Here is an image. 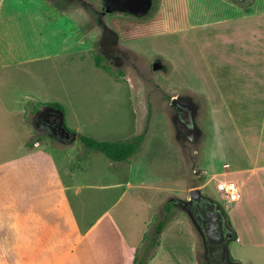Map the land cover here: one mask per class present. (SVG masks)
Instances as JSON below:
<instances>
[{
  "label": "crops",
  "instance_id": "crops-1",
  "mask_svg": "<svg viewBox=\"0 0 264 264\" xmlns=\"http://www.w3.org/2000/svg\"><path fill=\"white\" fill-rule=\"evenodd\" d=\"M39 1L24 12H8L0 4V264H133L165 216L156 217L168 201L165 193L181 191L160 179L149 185L144 179L159 174L140 166L139 152L123 161L106 157L100 171L91 168L96 151L84 148L86 164L75 167L69 160L62 172L52 152L39 147L38 127L34 121L30 125L28 114L46 108L38 102H57L38 93L43 83L39 63L83 57L97 35L102 54L113 62L141 57L131 46L134 41L162 37L166 42L176 36L175 41L187 38L194 44L215 100L204 89H192L206 97L213 126L221 124L231 143L221 162L217 148L210 149L202 171L216 179L215 188L218 181H234L240 192L237 201L220 203L237 234L228 243L237 246V254L230 256L239 264H264V0L247 5L160 0L142 27L111 26L107 17L124 16L119 12L100 11L95 20L85 6L88 0H66L51 12ZM67 24L72 27L65 32ZM216 103L222 121L214 115ZM145 110L131 108L127 127L98 139L133 141L141 134ZM180 198L171 193L169 200L174 205ZM174 221L159 233L160 244L146 264L160 255L165 264H186Z\"/></svg>",
  "mask_w": 264,
  "mask_h": 264
},
{
  "label": "rangeland",
  "instance_id": "rangeland-1",
  "mask_svg": "<svg viewBox=\"0 0 264 264\" xmlns=\"http://www.w3.org/2000/svg\"><path fill=\"white\" fill-rule=\"evenodd\" d=\"M32 1L1 0L0 4L8 12H24L31 8ZM63 1L66 0L39 2L44 9L51 12L58 7V4L64 3ZM94 1L88 0L89 3L85 6L93 19L97 20L100 11H105L101 0L96 5L93 4ZM108 3L112 7L143 15L142 17L125 16V14L124 16L109 15L107 20L111 26L122 23L126 27H142L149 18L148 8L145 9L146 3L144 7L139 8L115 4L110 0ZM71 27L67 24L65 32L70 31ZM98 36L100 35L94 39L96 43L83 57L58 56L47 63L40 62L39 74L43 78V83L39 85L38 93L42 99L47 96L62 105L63 118L71 129L96 139L103 136L112 138L110 133L116 128L127 127V124L133 121L130 117L131 108L140 106L147 109L140 113V120H142L141 133L148 134V138L144 149L140 152L141 147L138 151L140 154L136 152L139 154L137 159L144 170L149 172L153 170L151 173H158L159 178L150 177L144 180L149 185H155L160 179L163 180L162 184L168 187L176 185L181 188L180 192L167 190L165 193L166 200H169L171 193L178 194L182 200L172 206L173 216L169 221L175 220L172 226L178 224L174 232L183 238L181 244L185 254L183 260L186 264H208L204 256L202 236L185 209L183 200L189 199L188 189L199 188L202 194H212L210 197H215V201L219 204L226 203L221 193L213 186L216 179L215 181L210 179L211 174L202 171V163L214 146L218 153L216 158L221 162L228 157V146L231 143L230 137L222 134L221 124L213 126L206 97L192 89H204L215 100L214 87L204 74L203 64L196 48L187 38L183 41H175L176 36H173L172 40L166 39L167 43L162 37L134 41L131 43L132 48L140 51L142 56L124 58L119 62H113L109 57L104 63L110 64L111 70H105L94 63V54H102ZM157 52L164 54V57L158 56ZM164 59L171 61V65ZM187 97L198 108L194 117L197 131L194 133L182 129L177 124V111L171 104L172 98L182 100ZM215 106L217 112L214 115L217 120L222 121L219 104L216 103ZM43 107L40 106V109ZM34 117L35 113L28 114L30 125ZM38 125L43 124H35L36 127ZM103 133L106 134L102 135ZM38 134L41 137L39 147H47L52 152L62 172L69 160L75 167L86 164L82 157L84 146L78 138L70 142L68 139L57 138L42 128H38ZM222 138L224 146L220 152L219 145ZM92 159V169L105 170L108 159L102 153L95 152ZM157 209L159 213L156 217L162 218L165 211L162 206ZM227 248L232 256L237 254L238 248L234 244ZM165 263V256L161 255L155 256L149 262V264Z\"/></svg>",
  "mask_w": 264,
  "mask_h": 264
},
{
  "label": "flooded vegetation",
  "instance_id": "flooded-vegetation-1",
  "mask_svg": "<svg viewBox=\"0 0 264 264\" xmlns=\"http://www.w3.org/2000/svg\"><path fill=\"white\" fill-rule=\"evenodd\" d=\"M147 0H110L115 4H122L130 8L144 7ZM149 8V1L146 3ZM177 111V124L188 130L190 133L196 132L195 115L197 107L191 103L190 98L180 100L179 104L174 105ZM60 114L51 108L40 110L33 119L37 126L50 132L57 138L70 140L71 133L60 122ZM183 204L190 215L195 227L200 232L204 244V256L208 264H227L225 261V241L230 235V228L226 224V219L220 206L214 198L206 194L196 195L193 198L184 199ZM215 229L214 232L211 229ZM217 233H223L225 241H219ZM228 242V241H227Z\"/></svg>",
  "mask_w": 264,
  "mask_h": 264
},
{
  "label": "trees",
  "instance_id": "trees-1",
  "mask_svg": "<svg viewBox=\"0 0 264 264\" xmlns=\"http://www.w3.org/2000/svg\"><path fill=\"white\" fill-rule=\"evenodd\" d=\"M149 1V8H148V14L147 16L150 17L153 15V13L156 12L159 1L160 0H148ZM233 4L236 5H247L251 3L253 0H227ZM109 0H101L102 7L105 11L108 12H119L123 14H129L134 15L138 17H142L143 15L135 14V12H131V10L127 9H119L115 8L109 5ZM107 59L103 54L95 53L94 54V63L98 67H102L105 70H111L110 64L104 63ZM44 106L47 108H51L56 110L60 116L62 117V124L64 127L70 131L71 134H76V137L79 139V141L84 146L85 150L88 152L96 151L102 153L105 157L112 161H123L129 158L130 156H133L138 152L141 148L142 141L145 137L144 133H141L137 135L133 141H106V140H99L96 139L90 135L78 133L75 132L72 129L67 128L65 125L64 119H63V107L59 102H38L37 107ZM41 138L39 137L37 141H40ZM226 219V224L230 228V235L227 237V243L235 240L237 238V234L235 230L233 229L229 216L225 209L216 202ZM172 206L173 202L171 200H168L164 206L163 209L165 211V216L162 220L159 221L158 225L156 226L157 233L148 237L146 240H144V244L142 248L140 249L139 253L136 254L134 258L133 264H146L149 259H151L155 253L156 247L160 244L159 241V233L162 231L166 223L172 218ZM225 261L227 264H239V262L235 261L229 254L228 250H225Z\"/></svg>",
  "mask_w": 264,
  "mask_h": 264
},
{
  "label": "built area",
  "instance_id": "built-area-1",
  "mask_svg": "<svg viewBox=\"0 0 264 264\" xmlns=\"http://www.w3.org/2000/svg\"><path fill=\"white\" fill-rule=\"evenodd\" d=\"M216 188L226 203L235 202L240 196L238 186L234 181H218Z\"/></svg>",
  "mask_w": 264,
  "mask_h": 264
},
{
  "label": "water",
  "instance_id": "water-1",
  "mask_svg": "<svg viewBox=\"0 0 264 264\" xmlns=\"http://www.w3.org/2000/svg\"><path fill=\"white\" fill-rule=\"evenodd\" d=\"M179 103H180V99H178V98H172L171 99V104L172 105H176V104H179ZM60 122L62 123V118L61 117H60ZM195 130L197 131L196 127H195ZM75 138H76V134H71V138L70 139H75ZM200 194H201V190L199 188H192V189L189 190V198H193L194 196L200 195ZM215 229H217V228H214V229H211V230L216 232ZM217 235L219 236V241L220 242L221 241H225L223 233H217ZM225 245H226L225 250L227 251L228 250V248H227V246H228L227 240L225 241Z\"/></svg>",
  "mask_w": 264,
  "mask_h": 264
}]
</instances>
